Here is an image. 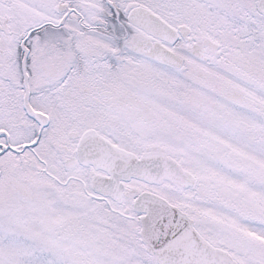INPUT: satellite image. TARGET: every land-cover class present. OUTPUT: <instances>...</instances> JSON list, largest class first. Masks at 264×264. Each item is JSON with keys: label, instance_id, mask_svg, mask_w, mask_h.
<instances>
[{"label": "snow or ice", "instance_id": "obj_1", "mask_svg": "<svg viewBox=\"0 0 264 264\" xmlns=\"http://www.w3.org/2000/svg\"><path fill=\"white\" fill-rule=\"evenodd\" d=\"M0 264H264V0H0Z\"/></svg>", "mask_w": 264, "mask_h": 264}]
</instances>
